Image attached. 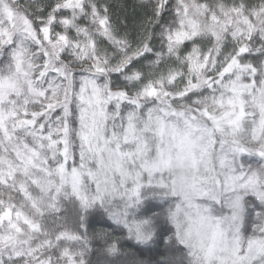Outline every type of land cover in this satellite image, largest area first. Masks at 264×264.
I'll use <instances>...</instances> for the list:
<instances>
[{"label": "snow or ice", "instance_id": "6c2138e0", "mask_svg": "<svg viewBox=\"0 0 264 264\" xmlns=\"http://www.w3.org/2000/svg\"><path fill=\"white\" fill-rule=\"evenodd\" d=\"M0 264H264V0H0Z\"/></svg>", "mask_w": 264, "mask_h": 264}]
</instances>
